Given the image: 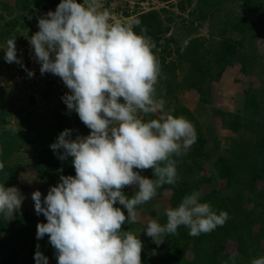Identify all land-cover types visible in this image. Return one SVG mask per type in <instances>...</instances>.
I'll list each match as a JSON object with an SVG mask.
<instances>
[{"label": "clouds", "instance_id": "9594fccd", "mask_svg": "<svg viewBox=\"0 0 264 264\" xmlns=\"http://www.w3.org/2000/svg\"><path fill=\"white\" fill-rule=\"evenodd\" d=\"M38 28L30 44L41 74L63 80L70 90L63 102L91 132L73 139L74 130L65 129L50 145L61 161L73 157L76 175H61L43 200L41 191L32 194L37 215L47 220L37 225V239L49 236L58 264H142L143 241L123 226L138 221L137 207L155 198L159 188L177 182L174 157L186 155L196 143V129L183 116L161 115L147 122L141 118L165 109L157 85L166 77L146 28L137 33L131 24L110 22L99 0H62L55 11L38 19ZM4 59L24 67L16 38L7 41ZM25 71L30 78L35 75ZM4 167L0 161V171ZM134 169H153L155 178ZM126 186L136 189L131 198L123 191ZM202 195L193 191L178 207L165 208L166 223L150 221L146 234L159 246L181 226L193 237L223 227L228 212L217 213L210 203L201 202ZM23 200L16 187L0 184V216H13ZM35 260L48 264L39 245ZM230 261L236 264L235 254ZM251 264H264V257Z\"/></svg>", "mask_w": 264, "mask_h": 264}, {"label": "trees", "instance_id": "16d2710c", "mask_svg": "<svg viewBox=\"0 0 264 264\" xmlns=\"http://www.w3.org/2000/svg\"><path fill=\"white\" fill-rule=\"evenodd\" d=\"M160 1L172 7L177 6L182 11L193 5V0ZM61 2L15 0L14 7L19 11L12 8L16 13H12L14 15L10 19L0 15L3 21L0 23V42L16 38V46L19 48L21 29L27 28L29 17L37 13L40 14L39 18L44 17L49 11H55ZM221 2L198 0L196 8L190 13L198 12L202 18L210 19L211 36L195 37L183 49L175 51L170 46L174 38L169 36L175 17L169 7L138 11L132 24L137 33L146 28L147 35L156 45L153 51L160 62L162 76L166 77L161 78L157 85L160 97L165 100V108L169 114L183 116L191 121L197 133V141L188 153L174 157L177 160V182L159 188L155 198L164 197L165 191L171 189L169 207L175 208L186 195L200 191L203 194L202 203H210L217 213L227 211L230 217L223 227L196 237L190 236L189 229L181 226L177 235L167 236L159 246L145 232L143 237H139L143 241L142 264H225V261L231 264L230 257L233 254L236 256V264H251L252 259L264 256V53H260L258 47L259 40L264 38V0H230L233 7L228 8L227 14L222 16L215 9L216 6L220 7ZM4 6L10 9L9 4L4 3ZM239 6L242 8L235 11ZM113 23L126 24L119 21ZM174 53L177 54L176 59L172 58ZM237 64H240L244 75L261 74L263 78L259 85L250 81L244 87V109L233 113L213 106L212 88L228 67ZM181 67L187 71L182 70L183 79L178 80L177 70ZM181 89L198 93L200 102L213 106L215 116L225 120L227 129L234 134L227 152L216 155L220 142L213 125L205 129L188 107H172L167 103V98L176 97ZM73 111L69 113L67 108L56 110V120L51 124L37 123L27 114L20 128L15 129L10 127L13 108L0 104V161L5 164L3 171H0V184L16 187L25 167L33 168L37 177L50 188L60 183L61 175H76L73 157L61 161L50 147L62 131L74 130ZM21 113L22 109H19L16 115L19 117ZM82 123L80 119L76 120L77 125ZM30 146L38 151V158L27 163L14 162L15 156ZM60 151L62 153L63 149ZM209 162L212 163V171L216 172V178L222 182L220 187L211 185L207 188L213 179V176L208 177L204 173ZM134 171H140L141 175L149 179L155 178L153 169ZM135 191L129 188L124 193L131 198ZM145 204L138 206L137 211L145 212L147 207L152 220L166 223L164 210L160 213L152 205ZM115 207L122 208L127 215V209L122 205L117 203ZM39 223H47L46 217L26 210H17L7 218L0 216V264H36L37 245L39 251L48 258V264H58L56 249L51 245L49 236L46 234L37 239ZM123 228L133 233L138 230L136 223H126ZM143 229L146 231L147 228L144 226ZM231 244L236 248L229 252Z\"/></svg>", "mask_w": 264, "mask_h": 264}, {"label": "rangeland", "instance_id": "374dc122", "mask_svg": "<svg viewBox=\"0 0 264 264\" xmlns=\"http://www.w3.org/2000/svg\"><path fill=\"white\" fill-rule=\"evenodd\" d=\"M15 0H0V15H4L7 19L13 17L17 10L15 5ZM198 0H193V5L189 7L186 11L180 10L177 6L172 7L169 4L163 3L160 0H99L100 10H107L110 13V22H123L126 24H133L136 19V13L138 11H147L153 8H161L164 6L169 7L171 14L174 15L175 21L171 23V31L169 36L172 35L174 41L171 42L170 46L172 50L183 49L191 39L198 36H211V21L209 18L203 17L197 12V14H191L194 8H196ZM4 3L10 5V9L5 8ZM83 3V0L81 1ZM176 3V2H174ZM233 4L230 0H222L220 7H215L219 10L222 15H226L228 8H232ZM15 8L16 10H13ZM242 7L239 6L235 11H239ZM19 11V10H17ZM207 11V10H206ZM39 13L35 16H30L28 20V25L26 29H21L22 39L20 40V47L17 48V56L22 59L24 67L16 63H7L4 59L5 48L7 47V41L0 42V104H6L13 108L14 116L10 117V127L18 129L21 126L23 117L27 114L30 118L37 123H53L56 120L55 111L65 110L67 105L63 102L62 97L65 94H70V90L66 87L63 80L53 75L52 73H46L39 77V79H23V75L27 73L23 68L30 70L31 66L35 67L33 71L35 73H40L41 64L35 59L34 48L30 44V37L36 33V28L38 25ZM129 15V16H127ZM196 16L199 18L196 19ZM3 21L0 20L2 24ZM264 37V35H263ZM259 39H262L259 38ZM260 53H264V38L262 41L259 40L258 44ZM257 47V48H258ZM173 59L177 58V54L172 55ZM182 69L177 70V79H183V72L187 69L181 67ZM240 64L233 67H228L223 73L219 82L213 84V101L216 107L221 108L225 111H230L233 113L242 112L244 109L243 103V91L250 81H253L256 85H259L262 75H250L246 76L241 73ZM50 74V76H49ZM46 78V82L44 79ZM48 94V95H47ZM176 97H168L167 103L172 107L175 106H186L192 110L200 122L203 123L205 129L213 125V129L216 132V136L220 142V148L218 149L216 155L227 152L234 134L227 129L225 120L223 121L221 117L215 116L213 111V106L208 104H202L200 102L199 94L187 89L178 90ZM22 109L21 115L18 117L16 115L17 110ZM74 112L75 118L72 124L75 126L72 133V138L75 139L77 135L88 136L91 130L84 124L77 125L76 120L80 119L78 114ZM169 111L167 108L164 109V113L156 114H141V118L147 122L151 119H158L161 115H167ZM36 133V132H35ZM34 133V134H35ZM215 155V156H216ZM39 156L38 151L33 147H28L26 150L21 151L15 156L14 162L27 163ZM212 163L209 162L206 165L204 173L208 177H212L211 184H207L209 188L211 185L215 187H220L222 182L216 178V172L212 171ZM211 169V171H209ZM20 191L21 195L24 197L20 212L35 211V202L32 199V194L39 190L42 193V200L47 196L50 187L47 183L37 177L36 171L33 168L25 167L21 172L20 183L16 186ZM129 188H134V186H126L124 191L129 190ZM165 196L160 198H155L145 205H152L155 211L160 213L168 208L170 205V196L172 195V190L167 189L165 191ZM150 207V206H149ZM146 207L145 212L138 211V221L136 222L135 235L143 237L145 229L148 227L150 221H152V216L148 212ZM144 231V232H143ZM235 246L231 244L228 251H234ZM264 257V256H263Z\"/></svg>", "mask_w": 264, "mask_h": 264}, {"label": "built area", "instance_id": "2783aa9c", "mask_svg": "<svg viewBox=\"0 0 264 264\" xmlns=\"http://www.w3.org/2000/svg\"><path fill=\"white\" fill-rule=\"evenodd\" d=\"M34 68H35V67H32V66H31L30 71H33ZM34 73H35V71H34ZM45 76H47L46 73H45ZM49 76H50V74H49ZM39 77H42L41 72H40V73H35V75L32 77V79H33V80H34V79H39ZM23 79H29V81H30V77L28 76V72L25 73V75H23ZM44 81L46 82V78L44 79Z\"/></svg>", "mask_w": 264, "mask_h": 264}]
</instances>
